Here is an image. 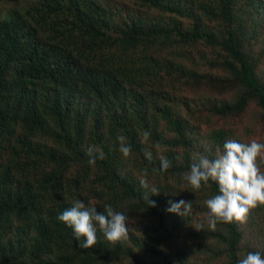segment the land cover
Returning a JSON list of instances; mask_svg holds the SVG:
<instances>
[{
    "label": "trees",
    "instance_id": "trees-1",
    "mask_svg": "<svg viewBox=\"0 0 264 264\" xmlns=\"http://www.w3.org/2000/svg\"><path fill=\"white\" fill-rule=\"evenodd\" d=\"M198 44L216 54L197 63ZM175 85L219 89L233 117L255 103L264 112V0H0V264H237L264 247V205L209 229L218 184L194 191L183 175L199 156L216 158L220 133L196 128L210 151L193 155ZM90 146L106 157L94 166ZM144 169L159 195L141 189ZM168 197L193 201V215L166 211ZM75 199L144 228L116 244L98 231L84 249L57 218Z\"/></svg>",
    "mask_w": 264,
    "mask_h": 264
},
{
    "label": "clouds",
    "instance_id": "clouds-1",
    "mask_svg": "<svg viewBox=\"0 0 264 264\" xmlns=\"http://www.w3.org/2000/svg\"><path fill=\"white\" fill-rule=\"evenodd\" d=\"M150 137L149 131H144L143 141ZM119 151L127 158L132 154V147L125 143L124 136L117 137ZM88 164L94 166L97 160L105 159L102 150L89 147L86 152ZM144 156L152 160V152L145 150ZM264 164V142L252 139L250 142H240L237 139H228L223 144L222 154L213 160L206 156H199L190 165V170L183 175V180L194 190L200 191L211 180L218 184L219 194L205 201L208 212L205 219L209 229L215 230L218 223L230 224L245 222L251 209L264 205V171L260 165ZM171 161L161 158L160 171L166 172L171 167ZM141 189L151 195H159V188L150 184L148 171L144 169L139 181ZM144 202L150 207H156L155 201L144 196ZM104 211L97 213L95 206L86 205L82 200L75 199L72 206L58 214V220L73 230L76 240L84 238L80 247L92 248L98 242V231L110 243L116 244L127 241L130 227L129 216L117 211L110 204L104 205ZM180 217L193 215V201H168L166 209ZM203 225H201L202 227ZM237 264H264V254L247 252L238 259Z\"/></svg>",
    "mask_w": 264,
    "mask_h": 264
},
{
    "label": "rangeland",
    "instance_id": "rangeland-1",
    "mask_svg": "<svg viewBox=\"0 0 264 264\" xmlns=\"http://www.w3.org/2000/svg\"><path fill=\"white\" fill-rule=\"evenodd\" d=\"M222 34L223 32H221V35ZM193 49L194 50L190 52V55L194 57V60L197 63L200 62V57L198 56V54L201 52H205L208 56L216 54V52L213 51L212 47L202 44H198L196 47H193ZM169 54L170 53L166 51L163 52V55L171 57V55ZM219 54H225V51L223 49H218V55ZM179 60L182 63L188 64L189 66L195 65L198 69L203 67L201 64L194 63L188 58ZM174 88L175 89L173 90H175V95L177 92V94H179V96H176V99L179 103V110L182 115L186 116L185 126L188 129L187 133L190 136V140L192 143V151L194 152L193 155H197L201 152L202 154H204L210 151V148L208 147L206 142L196 144L197 137L195 136L193 131L198 127L204 132L207 128L211 133H220L218 142L214 143V146L216 148L214 150L217 152L212 157H217L218 154H222L223 144L225 143V141L231 139L235 135L242 137L246 143L250 142L252 139H256L259 142H264V124H262L264 112L259 111V107L255 105L256 103L248 106L244 113L237 114L233 117L227 109V107L229 106H226L229 103V100H225L224 97L219 96V89L212 90V87L210 86H208L209 89H203L201 87L194 89H191L190 87L187 89H182L177 85H175ZM189 104L192 108L190 110L186 108ZM225 130H227V135L224 133ZM88 177L90 179L94 177L90 171L88 173ZM168 200H170L169 197ZM143 228L144 227L136 224L133 227V233L138 229L143 230ZM260 235L262 236L261 240L263 241L264 232H262ZM263 248L260 247V249ZM260 249L258 250V252H260ZM135 250L139 252L137 247H135ZM241 252V257L246 255L244 253L245 251Z\"/></svg>",
    "mask_w": 264,
    "mask_h": 264
}]
</instances>
